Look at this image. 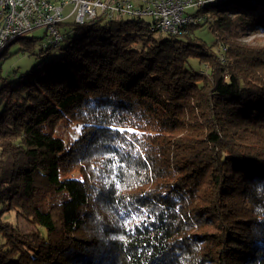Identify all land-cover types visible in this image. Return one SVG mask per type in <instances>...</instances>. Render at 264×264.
<instances>
[{
	"label": "trees",
	"instance_id": "obj_1",
	"mask_svg": "<svg viewBox=\"0 0 264 264\" xmlns=\"http://www.w3.org/2000/svg\"><path fill=\"white\" fill-rule=\"evenodd\" d=\"M199 13L182 35L100 17L15 81L0 66V264H264V50L217 49L264 30V0ZM16 42L36 39L0 58Z\"/></svg>",
	"mask_w": 264,
	"mask_h": 264
},
{
	"label": "built area",
	"instance_id": "obj_2",
	"mask_svg": "<svg viewBox=\"0 0 264 264\" xmlns=\"http://www.w3.org/2000/svg\"><path fill=\"white\" fill-rule=\"evenodd\" d=\"M215 0H0V49L28 32L44 28L45 46L58 45V26L73 17L84 25L107 20L151 18L149 28L166 35H182L188 25L200 24L199 11ZM69 8V11H66ZM193 10L191 13H185Z\"/></svg>",
	"mask_w": 264,
	"mask_h": 264
},
{
	"label": "rangeland",
	"instance_id": "obj_3",
	"mask_svg": "<svg viewBox=\"0 0 264 264\" xmlns=\"http://www.w3.org/2000/svg\"><path fill=\"white\" fill-rule=\"evenodd\" d=\"M66 11H69V8H66ZM193 10H187L185 13H191ZM146 22H150L151 18H145ZM205 21L203 20L202 23ZM201 24V23H200ZM198 24V26L200 25ZM73 17H70L66 21H64L61 25L58 26L60 35L63 37V40L60 42V46L63 47L67 43V38H73L76 36L73 31ZM196 25V24H195ZM45 31L44 28L36 29L31 32H28L23 37L26 38H35L36 43L34 48L30 52H17L19 49V44L13 43L7 48V55L5 58H0V66H1V75L6 77L8 81H15L19 76L26 74L33 66L40 62V58H38V50L40 47L44 46L45 43ZM193 36L201 39L206 43H212L214 41V35L209 31L207 26L196 27L193 30ZM158 39L163 37L162 34H156ZM241 45L243 47L249 48H257L264 50V30H252L245 28H238V30L234 33L226 35L223 37V42H219L217 44V49L221 48L224 50V45ZM46 47V46H45ZM15 53V54H14ZM45 59V57H43ZM192 64L196 66V62L192 61ZM198 68V67H197ZM199 69V68H198ZM56 134L60 135L64 143H68L71 138L74 137L72 130L70 128L64 129L62 127H57L55 129ZM6 162V157H0V166ZM5 220L10 222L12 225L16 226L18 229L27 233L30 228L27 223L21 219L14 212H10L5 216ZM207 227L202 228V230H206Z\"/></svg>",
	"mask_w": 264,
	"mask_h": 264
},
{
	"label": "water",
	"instance_id": "obj_4",
	"mask_svg": "<svg viewBox=\"0 0 264 264\" xmlns=\"http://www.w3.org/2000/svg\"><path fill=\"white\" fill-rule=\"evenodd\" d=\"M74 25H79V24H74ZM61 39L63 40V37H62V36H61ZM62 40H61V41H62Z\"/></svg>",
	"mask_w": 264,
	"mask_h": 264
}]
</instances>
